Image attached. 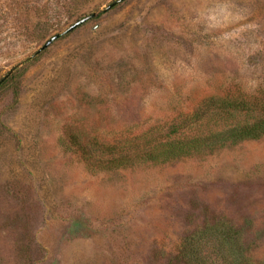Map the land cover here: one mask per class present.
I'll use <instances>...</instances> for the list:
<instances>
[{
    "label": "rangeland",
    "instance_id": "obj_1",
    "mask_svg": "<svg viewBox=\"0 0 264 264\" xmlns=\"http://www.w3.org/2000/svg\"><path fill=\"white\" fill-rule=\"evenodd\" d=\"M5 77L0 264H175L183 238L219 218L247 231L264 264V138L111 172L60 144L264 90V0H0Z\"/></svg>",
    "mask_w": 264,
    "mask_h": 264
},
{
    "label": "trees",
    "instance_id": "obj_2",
    "mask_svg": "<svg viewBox=\"0 0 264 264\" xmlns=\"http://www.w3.org/2000/svg\"><path fill=\"white\" fill-rule=\"evenodd\" d=\"M9 82L0 81V87ZM264 138V90L212 94L165 123H157L108 142H88L83 132L67 131L60 140L75 149L81 162L95 171L162 166L207 156L227 147ZM247 231L223 218L206 223L183 238L175 264H259Z\"/></svg>",
    "mask_w": 264,
    "mask_h": 264
},
{
    "label": "water",
    "instance_id": "obj_3",
    "mask_svg": "<svg viewBox=\"0 0 264 264\" xmlns=\"http://www.w3.org/2000/svg\"><path fill=\"white\" fill-rule=\"evenodd\" d=\"M120 1H123V0H120ZM112 6L113 5H109L108 7H106L105 11L110 10ZM95 16H96L95 14H91V15H88L86 17L81 18L80 20L75 22L73 25H71L64 33L66 34V33H70L72 31H74L75 29L79 28L81 25H83L86 22H88L89 20L93 19ZM58 37L59 36H55V37L51 38L48 42L45 43V45L40 50L47 48Z\"/></svg>",
    "mask_w": 264,
    "mask_h": 264
}]
</instances>
